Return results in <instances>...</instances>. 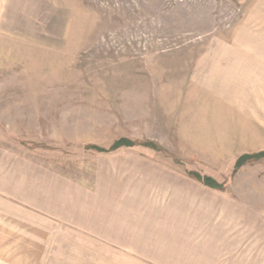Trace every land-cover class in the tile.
I'll return each instance as SVG.
<instances>
[{
    "label": "rangeland",
    "instance_id": "1",
    "mask_svg": "<svg viewBox=\"0 0 264 264\" xmlns=\"http://www.w3.org/2000/svg\"><path fill=\"white\" fill-rule=\"evenodd\" d=\"M259 154L264 0H0V264H107L36 207L109 194L150 235L175 231L146 254L264 264V156L235 170ZM83 218L64 217L99 221Z\"/></svg>",
    "mask_w": 264,
    "mask_h": 264
},
{
    "label": "crops",
    "instance_id": "2",
    "mask_svg": "<svg viewBox=\"0 0 264 264\" xmlns=\"http://www.w3.org/2000/svg\"><path fill=\"white\" fill-rule=\"evenodd\" d=\"M19 201L20 200L17 199L16 203ZM103 201L104 203L100 205L96 211L92 208L76 207V211H78V214L74 215L69 212L68 214L59 213L60 215L57 213H49L45 210H39L37 207L36 210L43 213H39V215L42 216L45 220L46 218L55 219L54 221H52L55 226H66L73 229L76 232L75 235H78L77 239L75 240L91 241L94 245L99 246L100 248L105 250L104 252L106 253L107 257V264H177L175 261V256L173 257L171 255L168 256L169 259H166V257L164 256L153 257L151 253L146 254L143 251H140L143 250V248H145L146 250H150L151 248L156 250L168 248V246H162V242L170 243L171 241H174V230H162L163 232L167 233V236L163 237L155 236V231V233L151 232L152 234L150 235V231H147L143 224H139V222L135 221L133 222L131 208L125 206V204L119 206L115 205V194H109L103 199ZM33 208L35 209V207ZM67 210L70 209L67 208ZM79 212H81V215H79ZM33 214L36 215V212ZM74 216L77 218H80V216L85 218L98 217L99 221L81 225L80 220L75 224L73 222H69L68 220L65 221L64 219V217L71 218ZM148 225L153 226V224ZM51 226L55 227L53 225ZM163 226L164 225H162L160 228H163ZM57 227H55V229ZM146 233L147 235H145ZM9 240L19 241L20 239L15 237L10 238ZM35 240V235L28 234L27 241L34 242ZM39 240L56 241L57 238L44 237L43 239ZM140 242H148L155 245H145L143 247V245L139 244ZM95 263L98 264L100 263V261Z\"/></svg>",
    "mask_w": 264,
    "mask_h": 264
},
{
    "label": "trees",
    "instance_id": "3",
    "mask_svg": "<svg viewBox=\"0 0 264 264\" xmlns=\"http://www.w3.org/2000/svg\"><path fill=\"white\" fill-rule=\"evenodd\" d=\"M134 146V142L129 140V139H125L122 138L118 141H116L115 143L112 144L111 148L106 150V149H102L99 147H91L94 150L98 151V152H108V151H114L120 147H132ZM261 156H264V154H259V155H255V156H243L240 159L237 160V163L235 165V170H237L238 168H240L244 163H246L248 160L251 159H256V158H260ZM198 180H202L203 183L211 188H220V186L214 182L212 179L210 178H201L198 175H194Z\"/></svg>",
    "mask_w": 264,
    "mask_h": 264
}]
</instances>
